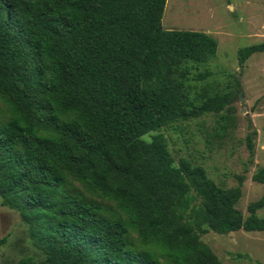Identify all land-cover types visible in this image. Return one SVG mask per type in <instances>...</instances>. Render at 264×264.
Returning <instances> with one entry per match:
<instances>
[{
	"label": "trees",
	"instance_id": "1",
	"mask_svg": "<svg viewBox=\"0 0 264 264\" xmlns=\"http://www.w3.org/2000/svg\"><path fill=\"white\" fill-rule=\"evenodd\" d=\"M165 2L0 0L1 205L46 264H222L201 234L264 231V191L244 217L240 177L221 187L189 159L175 164L162 133L144 137L236 96L190 95V67L217 41L163 28ZM259 51L238 49L239 64ZM252 177L264 184V167Z\"/></svg>",
	"mask_w": 264,
	"mask_h": 264
},
{
	"label": "rangeland",
	"instance_id": "2",
	"mask_svg": "<svg viewBox=\"0 0 264 264\" xmlns=\"http://www.w3.org/2000/svg\"><path fill=\"white\" fill-rule=\"evenodd\" d=\"M161 24L165 29L203 31L217 41L212 58L190 67L184 81L191 96L227 91L236 96L218 114L180 119L144 137L162 133L175 164L185 157L202 166L221 187L237 186L240 177L241 196L236 207L246 217L248 204L264 191V184L252 177L264 167V51L252 53L242 65L237 51L264 42V0H166ZM247 135L253 142V155L247 147ZM83 193L101 201L110 213H119L112 201ZM256 214L264 217V206ZM0 239H4L0 264H15L23 258L30 264H46L27 224L16 210L1 205V198ZM200 239L222 264H264V231H208Z\"/></svg>",
	"mask_w": 264,
	"mask_h": 264
}]
</instances>
